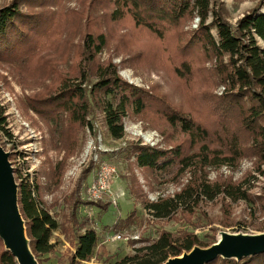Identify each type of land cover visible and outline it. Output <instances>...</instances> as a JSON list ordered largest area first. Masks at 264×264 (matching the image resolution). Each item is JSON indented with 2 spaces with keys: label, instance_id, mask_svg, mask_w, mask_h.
Masks as SVG:
<instances>
[{
  "label": "trees",
  "instance_id": "1",
  "mask_svg": "<svg viewBox=\"0 0 264 264\" xmlns=\"http://www.w3.org/2000/svg\"><path fill=\"white\" fill-rule=\"evenodd\" d=\"M48 1L51 0H10L0 7V63L30 71L35 62L41 60V54L53 48L57 37L54 19H58L51 17L49 9L34 10ZM108 1L113 5L110 23L130 29L133 42H147L144 59L154 60L160 71L176 80L184 99L183 108L122 80L117 65L98 63L96 56L105 47L106 38L103 34L87 33L82 40L81 56L95 68L96 81L91 89L87 92L82 87L85 71L81 68L79 83L63 81L28 97L26 102L31 111L53 123L55 130L64 132V118L72 125L84 126L89 111L88 96L99 99L107 132L114 140L124 136L123 120L128 112L136 115L151 112L187 135L192 147H197L195 152L189 153L190 148L182 142L167 149L132 144L130 153L137 167L155 174H164L176 167L185 171L196 166L203 171L207 166H235L241 159L250 157L255 158L258 168L264 166V0H258L234 26L224 17L223 9L211 0ZM195 18L198 19L196 29L184 32L182 25ZM176 29L181 30L175 33ZM151 51H155V55L149 54ZM206 63L211 67H206ZM218 85L223 86L224 92L215 96L213 91ZM0 137L11 138L2 106ZM13 173L19 211L35 259L53 251L54 243H50V238L59 229L66 240L70 233L74 236L68 264L90 261L98 236L87 218H76L78 201L74 199L62 226L51 213L58 200L46 204L36 172L13 168ZM220 196L231 202H252L248 191L240 185L211 183L204 174L174 196L144 203V208L157 219L170 218L179 209L191 213L203 200L213 201ZM96 203L84 204L102 211L110 205ZM130 217L125 222H129ZM214 243L204 244L189 233L174 237L161 232L156 240L135 248L133 254L116 263L104 264H163L195 246L207 248ZM37 262L40 264L39 260ZM0 264H17L4 250L1 240ZM208 264H264V253L239 261L218 258Z\"/></svg>",
  "mask_w": 264,
  "mask_h": 264
},
{
  "label": "rangeland",
  "instance_id": "2",
  "mask_svg": "<svg viewBox=\"0 0 264 264\" xmlns=\"http://www.w3.org/2000/svg\"><path fill=\"white\" fill-rule=\"evenodd\" d=\"M257 1L211 0L223 9L224 17L233 26ZM9 2L0 0V7ZM47 3L34 7V10L49 9L51 17L58 19H54L57 22V37L53 48L41 54V60H37L30 71L0 63V106L5 109L11 135V138L0 137V146L10 154L13 168L36 172L46 204L58 200L51 210L58 224L65 225L74 199L78 201L76 218H87L89 226L98 236L93 258L81 264L116 263L122 257L133 254L135 248L156 240L161 232H168L174 237L193 234L204 244L216 242L223 232L263 233L264 166L258 168L255 158H243L235 166H207L203 171L196 166L185 171L176 167L164 174H155L137 167L130 153L132 144L167 149L182 142L190 148L189 153L195 152L197 147H192L187 135L171 128L151 112L137 115L128 112L123 120L124 136L114 140L107 132L99 99L88 96L89 111L84 126L72 125L64 118V132L55 130L53 123L31 111L26 102L28 97L46 88H54L63 81L79 83L81 68L85 71L82 87L87 92L91 89L96 81L95 68L81 56L82 40L87 33L94 36L103 34L106 38L105 47L96 56L98 63L117 65L118 76L127 83L170 99L181 109L184 105L176 80L160 71L154 60L144 59L147 42H133L130 29L110 23L113 5L108 0H59L58 3L51 0ZM197 24L198 19L195 18L181 28L185 32L196 29ZM180 30L176 29L175 33ZM212 33L215 34V31ZM149 54L155 55V51ZM206 67H211V64L206 63ZM89 69L90 72H87ZM223 89L218 85L214 95H221ZM103 164L112 166L116 171L111 181L115 204L104 197L91 200L88 194L89 185L95 181ZM204 174L211 183L240 185L248 191L252 202H231L220 196L213 201L203 200L192 208L191 213L179 209L170 218L161 219L144 208V203L172 197L185 185L196 183ZM87 202L110 205L102 211L85 205ZM128 216L131 219L125 222ZM118 236L120 239H117ZM57 238L54 235L50 238V243L55 244L54 252L37 257L40 264H68L74 236L70 233L66 241H58Z\"/></svg>",
  "mask_w": 264,
  "mask_h": 264
},
{
  "label": "water",
  "instance_id": "3",
  "mask_svg": "<svg viewBox=\"0 0 264 264\" xmlns=\"http://www.w3.org/2000/svg\"><path fill=\"white\" fill-rule=\"evenodd\" d=\"M10 154L0 146V240L17 264H38L30 249L25 222L18 207L17 183ZM264 253V232L257 235L221 233L207 248L195 246L163 264H208L218 258L236 261Z\"/></svg>",
  "mask_w": 264,
  "mask_h": 264
},
{
  "label": "built area",
  "instance_id": "4",
  "mask_svg": "<svg viewBox=\"0 0 264 264\" xmlns=\"http://www.w3.org/2000/svg\"><path fill=\"white\" fill-rule=\"evenodd\" d=\"M115 174L116 171L112 166L103 164L100 167L95 181L88 188V194L91 200L97 201L104 197L108 201L112 200L113 204L116 203L113 192L111 191V181L114 179ZM117 239H120V236Z\"/></svg>",
  "mask_w": 264,
  "mask_h": 264
},
{
  "label": "crops",
  "instance_id": "5",
  "mask_svg": "<svg viewBox=\"0 0 264 264\" xmlns=\"http://www.w3.org/2000/svg\"><path fill=\"white\" fill-rule=\"evenodd\" d=\"M53 235L56 236V237H58V238H57L58 241H60V239L66 241L65 235H64L59 229L56 230V231L53 233ZM54 249H55V244H54ZM54 249H53L52 252H54ZM52 252H51V253H52ZM72 252H73V250H72ZM51 253H49V254H51ZM53 255H54V254H53ZM55 255H56V252H55Z\"/></svg>",
  "mask_w": 264,
  "mask_h": 264
}]
</instances>
